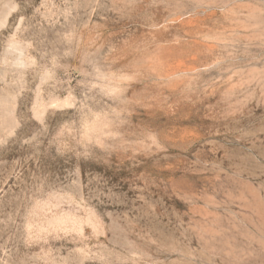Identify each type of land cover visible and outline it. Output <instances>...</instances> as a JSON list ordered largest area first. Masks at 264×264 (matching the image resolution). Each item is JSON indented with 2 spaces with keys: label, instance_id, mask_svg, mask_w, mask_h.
Wrapping results in <instances>:
<instances>
[{
  "label": "rangeland",
  "instance_id": "rangeland-1",
  "mask_svg": "<svg viewBox=\"0 0 264 264\" xmlns=\"http://www.w3.org/2000/svg\"><path fill=\"white\" fill-rule=\"evenodd\" d=\"M0 264H264V0H0Z\"/></svg>",
  "mask_w": 264,
  "mask_h": 264
}]
</instances>
